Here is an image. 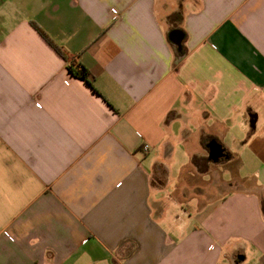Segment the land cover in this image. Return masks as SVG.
Instances as JSON below:
<instances>
[{
    "label": "crops",
    "instance_id": "0c3cea01",
    "mask_svg": "<svg viewBox=\"0 0 264 264\" xmlns=\"http://www.w3.org/2000/svg\"><path fill=\"white\" fill-rule=\"evenodd\" d=\"M0 264H264V0H0Z\"/></svg>",
    "mask_w": 264,
    "mask_h": 264
},
{
    "label": "trees",
    "instance_id": "16d2710c",
    "mask_svg": "<svg viewBox=\"0 0 264 264\" xmlns=\"http://www.w3.org/2000/svg\"><path fill=\"white\" fill-rule=\"evenodd\" d=\"M40 34L60 56H63L61 51L57 47H55L49 40H47V38L44 36V34L42 32H40ZM68 69L73 76L87 82L89 75H88L87 70L83 66H81L79 64L77 65L76 63H74L73 65L69 66Z\"/></svg>",
    "mask_w": 264,
    "mask_h": 264
},
{
    "label": "built area",
    "instance_id": "2783aa9c",
    "mask_svg": "<svg viewBox=\"0 0 264 264\" xmlns=\"http://www.w3.org/2000/svg\"><path fill=\"white\" fill-rule=\"evenodd\" d=\"M147 149H148V145H143V146H142V150H143V151H147Z\"/></svg>",
    "mask_w": 264,
    "mask_h": 264
},
{
    "label": "rangeland",
    "instance_id": "374dc122",
    "mask_svg": "<svg viewBox=\"0 0 264 264\" xmlns=\"http://www.w3.org/2000/svg\"><path fill=\"white\" fill-rule=\"evenodd\" d=\"M174 19L171 20V22L173 23Z\"/></svg>",
    "mask_w": 264,
    "mask_h": 264
}]
</instances>
